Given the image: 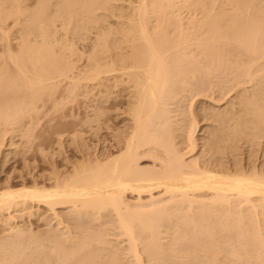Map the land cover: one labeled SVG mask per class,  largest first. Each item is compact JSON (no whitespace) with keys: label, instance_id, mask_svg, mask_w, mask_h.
Here are the masks:
<instances>
[{"label":"bare ground","instance_id":"1","mask_svg":"<svg viewBox=\"0 0 264 264\" xmlns=\"http://www.w3.org/2000/svg\"><path fill=\"white\" fill-rule=\"evenodd\" d=\"M13 1L15 3L13 4L14 10H12L9 13H4V11L2 10V7H5L4 10L7 7L3 5L5 4L3 0L0 2L3 5L2 6L0 4V30L1 29L3 30V27L6 26V25L2 26L4 21L6 22V20H8L7 18H5L6 14H7V17H10V15L16 14V16H18L17 18H19V15L17 14H21L23 12L28 13V10L29 9L32 10V8L33 10L32 11L30 10L31 13L25 16V17L28 16L27 19L26 18L24 19L23 17L24 13L21 14L22 18L25 21L21 19L20 20L23 21V24L25 22V24L23 27L21 26L20 21H19V24L21 26L19 27L23 28L22 32L24 31L23 34L26 33V35L22 34L24 37H22V35H19L23 39L21 37H18L22 39V42L19 40L22 44L18 42L21 45L19 46L18 44V47H20V49H17V51L13 52V50L11 51L10 49L11 46L10 47L8 46L10 44L8 45L6 44V47H9L10 49V50L8 48L6 49L7 52L8 50L10 51L7 54H10L8 56L9 58L11 57L10 58L11 60H13L11 61V62H14L12 64L16 65V66L14 65L15 68L13 67V71H11L8 67L9 66L8 64L7 70L8 69L9 70L7 71V73L8 74L12 73L10 75L15 76V78H18V80H20L21 82L15 78L14 80H12L13 78L9 77L10 75L5 74L6 70L4 69H6V64L5 62H3L2 66L0 65L1 66L0 68V93L1 91L2 93H4V94L1 93L2 96L4 95L2 98H4L6 95L10 96L11 94H13V93H10L12 90H14V93L19 94V91H18L19 90L18 87H19L24 92L20 90V95L17 94V97L18 96L21 97V95L27 94L26 95L27 97L24 96L23 98H21L20 102L27 103L28 100H30V103H31L32 101L33 102L35 101V97H36V100L37 98L40 99V97H42V95L45 94L44 91L48 90V86L54 87V89L52 87H49V89L50 88L52 89L48 90L50 91V93H53L54 92L53 90H55L54 84L57 83L58 81L55 79L57 82L54 81V84H53L51 82V79L53 80L54 78L57 77L58 79L63 78L65 80V78H69L71 76L70 71H73L72 69L76 68L75 67L76 64L75 62H73L72 64L71 62H67V60L69 61L71 58L70 57L67 59V57L69 56L73 57V54L68 55V56L65 54L67 57H65L64 54H63L64 56L61 55L60 52L62 51L59 49V47H61L62 49V45L57 46V44L58 45L60 44L57 37H56L57 39L55 40L56 42H54L55 44L52 41H50L51 38L49 39V37H52V36L48 37V33L50 34V32L53 31V29L52 30L50 29L51 26L48 23H51L53 20H56L54 18H57V16L56 17L51 16L54 13L51 15H48V13L51 12V10L50 11L47 10L48 8L47 6H49V3L51 4L52 1L51 0H35L34 2L36 1H38L37 3L40 2V4H38L39 6L34 7L35 4L34 5L29 4L30 8L28 7L29 5L26 3L28 0L27 1L25 0L26 2L24 3L19 2V0H13ZM103 1L112 2L113 0H103ZM141 1L143 3H141ZM141 1H140L141 6H139L140 4L138 5L139 6L138 8L140 9H137V11L140 12V15L138 16H141L140 17L141 19H139L138 17V21H137V23L139 22L138 23L139 25L136 24L137 26L134 27L135 24L133 23L134 22L133 20L135 19H132L133 22L131 21L129 23H132V25L134 24L133 27L132 25L129 26V23H128V26L123 25L122 28H119L118 33L119 35H121L120 37L116 36L118 33L115 35V37L113 34L112 37L114 38H112L111 36L105 35L108 30H109L108 32H110L111 34L113 32L115 33V31L117 32V28L116 30L113 29L115 30L113 32H111L112 30L110 27H109L110 29L106 28L107 30L105 29L102 32H100V35L98 36L101 37V34H103L102 35L103 38L96 36L97 37L96 39L98 38L99 39L97 40V42H95L96 41L95 39L93 44L95 43L98 44L99 41L101 40L99 44L101 45L102 43L101 45L102 47L101 46L99 47L98 45L97 47L101 48L99 50L102 52V54L103 53L104 54L102 56L100 55L99 57H97L99 53L101 52L99 53L96 52L98 48L95 49L96 44L93 45L95 47L94 49L96 50L95 51L93 49L94 53L96 52L98 53V55L94 54L93 55L94 57H92L93 64L90 63V61H87L90 63V65L89 63H87L89 65V68L88 67L83 68L85 71H83L82 69L83 72L82 71H81L82 73L80 72L81 76H83L82 78H84L85 75L87 76V77L85 76L86 78H84L86 81L88 80L91 81V79L93 81L99 80V84H100L101 83L100 80L102 78L103 79L113 78L115 81L114 83L113 82L112 83L114 84L115 87L116 86L119 87L120 84L121 85L123 84V86L124 84L125 85L129 84L130 86L135 88L133 91L134 100H133V103H131V105L133 104V107L130 106L132 109L128 110V111H131L130 114L132 115L131 119H133V125L131 126L132 129L130 130V132L128 129H127L128 131H126V135L127 134L129 135L127 137L124 135L126 138H124V141H123L124 144L122 143L123 144L122 150L119 153H116L117 155L113 154V156L111 157L108 156L107 159L103 158V160L99 159V160H96L95 162H94L95 159L91 157L90 158L92 159L93 162L89 161L90 159L89 157H86L87 162L83 161L86 159L85 157L81 161L77 160L75 165L73 161L72 165H74V167H72L73 168L72 171L68 172L66 169L67 173L66 171L62 172L64 170H62L61 168L60 170L62 171L60 170L56 172L51 171L54 173L48 174L47 175L48 181L46 179L45 182L44 181L42 182L41 180L38 181L36 180V178H34L35 181L32 182L31 185H28L29 182H26L27 180L25 181V179H22L24 180V182L22 183V181H20L23 185L19 188H16L17 186L16 182L10 179L6 182L3 181L5 182L4 184H2L3 182L2 183L0 182V223L5 225L4 227L7 226L6 230L9 231V235L13 239L12 240L11 238H9L8 235H6L8 237L5 236L6 239L9 238V241L5 240L4 238V244L8 242V244H6L7 246L4 245L5 248L7 247L6 250H4L3 248L4 246L3 247L0 246V249H2V251L5 252L3 255V252L0 250L2 252V254L0 252V264H128V263L129 264H161L160 261L163 258H165L163 256L164 255L166 256L167 253H169L168 255L171 254L170 257L173 258L174 255H179V256L187 255L188 256L189 254L199 253V252H202V251H199L202 249L204 250L203 253L205 252L204 255H207L206 256L207 259L205 262L206 264H229V262L232 261V260H229L231 258L235 262L237 261L235 264H239L238 260L236 259H239V261L241 260L240 264H246V263L259 264L260 262H261L260 264H264V255H262L264 253H259V251L264 252V246L262 247L261 245V243L262 244L264 243V240H263L264 237L262 238L264 234L262 233L264 231V172L262 171V169L260 170L261 167L259 168L256 165H254L257 168H259L260 171L257 169H254L256 167L252 169L249 168L250 169L249 170V169H246V167L244 168L243 166L240 169L238 168L235 169L234 168L235 166L233 167L234 169H229L228 168L229 166H225L227 167L226 169L225 167L224 168L220 167L224 165L220 164L219 166V164L217 163L216 164L218 168H211L210 167L211 165L209 166L210 163H208L209 167H207V164L205 165L206 167L204 165L202 167L198 164L200 163L198 162L199 161L198 158H197V161H196V158H194V160L185 159L186 157L184 156L185 154L181 152L180 150H178L179 148H176V145H175L176 141L174 140L175 137L171 136L172 134H170L171 132L170 130H172V126L168 127V125H170V123L172 125V122H173L171 120L172 117H169V116H172V115H169L171 113L170 111L172 110L171 109L172 107L170 108V104L173 106L174 103H176L181 98L180 97V95L182 94L181 91L183 92V88L186 89L185 86H183L185 85V82H187L189 79H191L193 82L194 79L197 77V75L199 77V74L195 75L194 73L199 70L198 69L197 71H194L199 66V64L202 62V58H200V55L198 54L199 52L201 55H203L202 57L204 59L206 57V60H203L204 63L202 62V67H201L202 69L206 61L207 62L205 65L209 67L211 66L215 67L216 64L214 63L216 62L219 65L221 63H222L221 65L227 63L224 66L229 67L230 66V65L228 66L229 64L228 62H230L229 60L233 59L234 61V59L237 57L236 62H239L238 59L240 58L239 60L242 63H244L245 61L244 59L247 58V60L245 61L247 63H245L242 66L243 68L244 67L246 68V71H245V68L244 69L239 68V72L241 71L240 73H242L241 76L246 74L245 77L242 76L244 79L240 78V80H243V81L246 80V77H250L248 79L250 81H253L251 80V78L254 79L258 75L256 72L262 73L264 71L263 68H260V67H264L263 66L264 64L263 62L264 60V13H263L264 6L263 7L260 6L262 8V12H261V8L259 9L258 6H255L257 5L255 1L257 2L258 0L253 1L255 5H253L252 2L250 3V0H230L232 2L227 0L229 4L228 3L226 4L227 1L224 0L225 3H223V5L224 4H226V6L228 5L226 8L222 4H219L220 2L221 3L224 2L223 0L222 1L216 0L219 5L217 4L215 0H198V2L197 1L195 2L193 0L195 3L191 0L192 1L191 4L193 5L198 3V8L195 7L197 10L201 6L203 7L206 4V2L208 3L209 1L211 4L209 3L210 5L208 4L207 6L205 5L204 8L210 6L208 7L210 11L208 8H207L208 11L207 9L204 11L203 8L201 7L202 9L201 10L199 9L200 11H198V13H200L202 10L204 12L207 11L204 14L205 16L202 14L204 12H201V19L194 16L195 18H193L192 20L193 23L191 21V23L195 26L194 28L192 27L189 28V26L187 28L186 26L184 30L182 28H179V26H181L179 25L178 28L184 30L185 32L182 31L183 32L182 33L181 30L179 31L182 34V35H180V33L178 34L181 36L179 39H178L179 36L176 35L175 33L174 35L176 36L177 39L175 37L174 39L173 38L174 35L170 34V33H174V31L172 32L171 31L172 29L171 30L169 29L171 32L169 31L170 33H168L167 28H170L172 24L174 23V21H172L173 18L176 17L177 18L176 20H178L180 15L182 14L181 13L182 11L178 10V9L181 10V7L179 6L180 7L179 8L176 6L178 5L177 4L178 2H175L174 0L176 5L174 3L173 6L174 7L176 6L178 8L177 11H179V13L181 14L179 15L176 14L175 13L176 11L174 10V7L172 6L173 11L175 12H171V14H174V15L176 14V16L175 17L173 16L171 20L172 23L171 22H169L170 24L168 23L170 26L169 27L167 26L166 20L168 19V21H170L169 19H171L170 17L171 15H168L170 18L167 17L165 18L166 20L163 19L164 22H161V18L164 17L165 12L167 11V10H164L161 6H164L166 1L164 0L165 1L164 2L162 0V2L164 3L162 4L161 0H151V1L149 0L151 3V7L160 6L159 10L158 9L156 10L155 8L152 10H156L158 12L160 11V13H162L161 11H163L164 13V14L162 13L163 15H160L158 13L160 15L159 17L161 18H159L156 14L152 16V17L156 16L155 20L157 21H154V24H156L155 22H158L157 24H159L160 27H161L160 24H163V23L164 25L167 26L166 28L162 27L164 29L162 28L160 29L159 26H157L156 24V25H153V27L155 26L160 30L158 29L153 30L149 28L151 26L150 24H149L150 26L146 24V22H148L147 21L148 17L151 16L150 15L151 13L149 15L147 13L148 7H150L148 4V0L147 1L141 0ZM8 2L9 0L6 3ZM96 2L97 0H65L64 3L62 2V6H61L59 5L61 4L59 3V0L57 1V3L55 0L54 3L56 4H53L52 2V5L60 6V7L58 6V8L55 7V10L57 9L55 12L56 13L58 12L59 14L57 19H59L61 16L65 19V16L68 18V16L70 15L73 16V15L79 14V11L81 8H84L86 10H91ZM111 2L110 4H112ZM184 2L186 1L184 0ZM248 2L249 4H247ZM188 3L190 2L188 1ZM199 3H200V7H199ZM11 4H12V1H11ZM21 4L22 5L25 4V5L22 6ZM147 4H148V7H147ZM251 4L257 9H259V10L256 9L259 13L256 10L252 11L251 14H248V10L247 12L245 11L246 9H249V7L250 8L252 7V9H249L250 11L255 9ZM52 5H51V8H52ZM171 5L170 6L168 5V7L166 5V7L169 8L168 10H170ZM215 5L220 7L218 11H216L217 9ZM25 6L28 8L27 10H25L26 9ZM104 6L102 5L101 7H104ZM229 6L230 8H228ZM15 7L17 8L15 9ZM101 7L99 8L101 9ZM107 7H109L108 4H106L105 8ZM166 7L164 8L166 9ZM214 8L215 10H212ZM104 9L102 8V10ZM145 11L148 16L146 15ZM85 12L87 13V11ZM154 13H157V12H154ZM66 14L67 15L70 14V15L67 16ZM102 14H106V13H102ZM166 14H168V12H166ZM101 15H97V20H95L96 18H94L95 21H93L92 19V21L94 22V23L92 22L93 26L95 22H98V20L99 21L104 20V19L101 20V18L104 17L103 15L101 17ZM143 15L145 17L147 16L146 21ZM16 16H14L12 19H14ZM98 16L100 17L99 19H98ZM185 16H183V18ZM190 16H193V15H190ZM74 18L76 19L75 21L77 22L79 17H74ZM89 18H87V20ZM196 18L199 21L198 20L195 21ZM184 19H186V17ZM67 20L66 21L64 20V21L69 22V19ZM180 20H181L180 22H182V19ZM16 21H17L16 22L17 25H19L18 19H16ZM57 21H54V22H57ZM71 21L72 19L70 20V22ZM196 22H199L200 25L197 24ZM46 23L48 24L46 26H49V31L51 30L50 32H48V28L45 26ZM52 23L51 25H53ZM62 23H63V20H62ZM71 23H72L71 24L72 26L70 24L63 23V26L65 25V28H67L65 30V28L63 27L64 31L67 32L68 28L73 29V27L76 26V25L73 26V24H76V23H73V22ZM68 25L69 27H66ZM187 25H191V24H187ZM198 25L200 26V28ZM81 26L83 25L80 24V27ZM14 27L17 28L15 24H14ZM186 29H189V30H186ZM197 29H200L199 31H200L201 36L199 35V37H195L197 36V34L195 35ZM84 30H86L87 32L88 29H84ZM1 31H0V34H1ZM36 32L37 33L39 32L40 36L43 37V38L42 37L39 38V34H38V38L42 39V41L40 40L41 42L40 41L36 42L37 44L34 42L37 39ZM53 32L56 34L57 30L55 32V29H54ZM5 33L7 32H4V33L2 32L4 36L7 35ZM33 33H35L36 35H33ZM28 34L32 36V37L30 36L31 37L30 39L28 38L29 36ZM54 35L53 37L55 38L56 35L55 36ZM57 36L59 37V35ZM34 37L35 39H33ZM29 41H31L32 43ZM33 42L35 45L33 44ZM122 43H125L124 45L126 44L127 45L121 46ZM55 46H57L59 50L56 51ZM71 46L69 45L67 46L66 44V47L63 46V49L71 48L72 50ZM194 46L196 47L197 51L199 50L198 52H196ZM191 47H193L192 49L193 51H190L191 49L189 50V48ZM127 48H131V50L127 52L126 51L128 50ZM187 49L189 50L190 53H188ZM18 50L20 52H18ZM71 50L70 51L68 50V51L72 53ZM194 50L197 53L198 57L197 55H194L195 53L192 54ZM66 51L67 50H65V52ZM56 52H59L61 57L58 56V53ZM63 53H64V50H63ZM62 56L65 58L64 60L67 59L66 62L63 61ZM242 57H244V59H242ZM90 60L92 59L90 58ZM208 60H211L212 62V63L210 62L211 66L207 65ZM259 60H262L263 63L260 62ZM7 61H8V58H7ZM233 61H231L230 64H232ZM241 62L239 63H235V61L233 62L235 64L234 65L232 64V66L233 67L237 66V68L234 67L235 70H238V67H240L242 64ZM103 63H105L106 65L105 64L103 65ZM239 64L240 66H238ZM257 64H258V67L256 68L257 69L259 68V69L256 70L255 68L256 70L255 71L253 66ZM259 64H260V67H259ZM73 65H74V68H73ZM219 65L217 66V68L216 67L215 68L213 67V68L221 70L223 66L220 68ZM232 66L228 68L230 69L229 70L230 72L231 70L235 71L233 70ZM209 67L204 68V70L205 69L210 70V71L205 70V72H211V69H212L213 70L212 73H213L214 69L212 67L211 68ZM201 68L199 71L202 70ZM223 68H224L223 70H225V67ZM87 69L89 70L87 71ZM3 71H4V75L2 73ZM242 71L246 73L243 74ZM15 72H17L18 76L15 75L16 74ZM73 72L71 73L73 74ZM85 72H87V74ZM190 73H192L193 78L195 76L196 77L192 79L189 76ZM76 74H79V73H76ZM205 74L207 75L208 73H205ZM5 75L9 77V79L11 78V80H9L6 77L7 82L3 83L4 81H6V79H4L5 77L4 78L2 77ZM74 75H72L73 77L71 76L72 78L70 77L71 78L70 80H72L71 82L76 81L75 79H77L78 78L77 76H79V75H76L75 77ZM253 75L255 76L253 77ZM208 76L210 75L208 74ZM241 76H237L238 78H236V80L239 79V77ZM260 76L262 77L263 74L261 75L259 74V76L256 77L258 78L260 82H257V79H256L255 81L257 84H255L256 85L255 87L262 88L263 90L260 89L259 91L260 92L263 91L262 94H264V88H263L264 86L259 87L260 85L261 86L264 85V82H263L264 76H263V79ZM187 77H190V78H187ZM234 77H236V75H234ZM82 78L77 79L78 83L76 81L74 85L73 83L72 85L74 87L78 86V84L80 85L82 80L85 81ZM260 78L262 81L260 80ZM1 80L2 81L4 80V81L1 82ZM15 80H17L18 85L16 84ZM61 80L62 79H60V81ZM67 80L69 81V82L67 81L68 87H69V83L71 84V82L69 79ZM191 80L188 82L190 83ZM48 81H50L49 82L51 83L50 85L48 84ZM103 81L105 82L106 79ZM11 82H13V86H14V82L18 86V87L16 85L14 86L15 89L17 88L16 90L12 86ZM180 82L184 84L182 85L180 84ZM192 82L190 84L194 85V83ZM259 83L260 85H258ZM102 84L104 85L105 83L102 82ZM110 84L108 85L110 86ZM108 85H105V86H107L108 88L109 87ZM177 85L179 87L180 85H182L183 88H181L182 87L181 86L180 87L181 89H179ZM186 85H188V83H186ZM130 86L128 87L127 85V88H132ZM186 87L188 90V88H190L191 86L190 87L186 86ZM80 88L82 89V87L77 88L78 91L81 90ZM4 89H9L10 94L8 95L7 94L8 90H4ZM26 89L30 90L33 95L32 94L30 95V91L29 93H27ZM77 89L75 90L77 91ZM178 89L181 90L180 93ZM253 89L255 88L253 87ZM25 90H26V93H25ZM67 90L70 91L71 89L68 88ZM108 90H106V92ZM48 91L46 92V94H50ZM82 92L83 91L81 90L80 93ZM253 93H257V90ZM67 94L70 95L69 93ZM103 95H105V97H103ZM248 95H249L248 97H251L250 96L251 94H248ZM253 95L252 97L256 96L258 98L259 95H260V98L261 96L264 97V95H261V94L258 95V93L254 96ZM28 96L29 98L30 96H32L31 98L33 99L32 100L29 99ZM12 97L11 96L5 97L4 99L5 101H8L9 98L13 99ZM20 97L15 98L14 96V99L18 101ZM71 97H72V92H71ZM109 97L107 94V99ZM24 98L26 99V101L23 102L22 99ZM102 98H106V94H102ZM176 98L177 99L179 98V99L176 100ZM255 98L253 99L254 102L252 101L249 102L250 106L248 105V107L246 108L247 109L246 115L248 113L250 114V112L252 114H255V116L257 114V116L254 118V120L256 121L254 122L256 123L260 122L262 124V125L260 124V126L259 125L255 126L258 129V126L259 127L264 126V103H263L264 98L263 99L262 98L255 99ZM14 99L11 101L9 100L8 102L9 103L11 102L10 104L14 103L15 102ZM107 99H105V101H107ZM246 100L247 99H243L241 101H246ZM249 100L250 98H248L247 102ZM5 101L1 102L0 100L1 103ZM20 102H18V104H20ZM247 102H245V106H247L248 104ZM251 102H252V105H251ZM32 103L31 105L28 103L29 105L27 104L26 106L25 104H23L25 108H22L23 105L21 104L19 106L17 105L19 109H22L19 112L21 113L23 112L24 114L26 113L28 116L29 115L28 112H30L32 110L31 108L33 107ZM5 104L6 105H4V103L1 104V106L3 105L2 106L3 108L0 106V108H2L0 109V121H2L1 123L5 124L6 122V124L8 123V125L10 124L13 125L15 121L16 123H18L20 118L18 117L19 119L18 120L15 117L19 114L18 111H16V113L12 112L13 114L11 113L9 114L8 112H11L10 110H8L10 108V104L8 106H7V102ZM35 105H36V101L34 103L33 109L36 107ZM27 106H28V109H30V111L25 112L26 110H28L26 109ZM249 107L250 108L253 107L254 109L249 110L250 109ZM14 108H12V111H14L13 110ZM95 109H98V108H95ZM34 110H32L31 112L33 113ZM252 110L254 112H252ZM21 113L19 114L20 117L21 115L23 116V113L22 114ZM32 113H31V119L33 116ZM227 113L230 114V112H227ZM98 114L101 115V113H98ZM224 114H225L224 116H226L227 118H224V117L223 118L227 120L228 118L232 119V116L236 113L235 112L232 113L233 115L232 116L230 115L231 117L230 116L228 117L225 112ZM237 115H234L236 117L233 116V119L240 117ZM215 116H218V113L217 115L215 113ZM242 117L243 116H241L238 119L239 120L242 119L243 120L242 122H245V123L248 122L247 117H246L247 119H245V117L243 119ZM258 117L260 118L257 119ZM169 120L172 122H170ZM230 121H225V122L229 123ZM222 122H224V120ZM232 122H234V120ZM240 122L241 120L240 121L237 120L236 122V119H235V123L233 124L235 127V130L237 128L236 124L239 125V127L242 129ZM2 124L0 127H2ZM225 125L227 124L225 123ZM225 125L219 129H222L223 127H225ZM194 126H195L194 128L192 126V129L189 130V139H192L193 135H195L194 132L197 130L196 127L198 126L196 125ZM228 129H226V131ZM262 129L264 130V127ZM174 130H175V127H173L172 131ZM223 131L219 130V133ZM242 131L239 130L238 133L240 132L242 133ZM230 132L235 133L233 131H230ZM230 132L227 131L226 133L231 134ZM259 132H256V133H259ZM216 133L218 134V137H216L217 135L213 137L220 139L218 129ZM260 133L264 135L263 134L264 131ZM2 134H4V131ZM213 134L215 133L213 132ZM254 135L256 136L255 133ZM254 135L252 136L254 137ZM225 136L227 137V134ZM230 137L231 135L227 137L226 139L225 138L224 139L227 140ZM215 139H214V142L219 146L220 143H217L218 141L216 142ZM0 140L2 139L0 138ZM209 140L210 139H206L207 142ZM212 140L213 139L211 138V142L214 143ZM230 140L232 139L230 138ZM193 141L194 140H192L193 144L191 145H194L197 142V140L195 142ZM207 142L206 143L204 142V144H207L206 147H208V144H209ZM219 142H221V139L219 140ZM211 144H210V148L213 149V147H211ZM216 144L215 145L212 144V145L215 147ZM231 144H232V141H231ZM197 146L198 145L196 143L195 146H192V147H194L195 149ZM217 149H216V152H217ZM107 155H109V153ZM105 157H106V153H105ZM145 157L154 158L152 162V165H153L152 167L150 164H148L149 168L148 166L147 168H145L146 164H145V167H141L142 164L139 165V161ZM95 158L97 159V157ZM4 159L6 158L4 157ZM216 164L214 165V163H212L214 167H216ZM236 167H239V166H236ZM42 208L43 209L45 208V210L47 211L48 214L46 216L43 214L44 212H42ZM61 208L67 209V210H63V212L65 211L66 212L62 213ZM19 211L21 212V214ZM46 211H45V214H46ZM24 216L29 217L28 218L29 220L32 218H36V217H38L39 219L41 218L40 220H42L43 218V221L46 220V224L48 223L49 225V228H47L48 230H45L47 231V233L46 234L44 233V236L48 234L46 237L49 238V241L47 240V238L44 239L45 237L43 238V240H41L40 239L42 237L41 235H39L41 237H39L38 235H36L37 237H35L34 234L32 235L36 239L38 238L37 241L40 239L42 242L41 243L39 241L38 243L40 244L35 242V244H38L36 246L41 249L36 250L33 247L31 248L34 249L33 251L34 253L43 252L44 253L43 255L44 258H42L43 260L39 259V256L34 255V253L32 252L33 249H30L31 254L29 252H26V250H29L26 248H29L33 244L32 243L29 246L27 244L28 240H26L28 239L27 237L32 233H30L26 237L25 235L28 234L29 232L25 233V228L22 226V224L17 225V222L15 223L17 219L18 220L19 218L22 219V217ZM13 222L16 225L13 224ZM253 222H257L255 223L257 227L253 224ZM2 224L0 226H2ZM251 226H255L256 229H253L255 227H252L253 229L252 230ZM109 234H112L110 235L112 236L111 239L106 237ZM32 236L30 235V237ZM1 237L2 239H0V241L3 240V236ZM24 237H26V239H24ZM14 238L15 239L20 238V240L24 239L23 245L25 243L24 241L26 240L27 242L25 246L27 245L28 247L26 246L25 248V246L23 247V245L22 246L19 245L22 242L18 239L19 240L18 241L19 243H18ZM249 239L253 240L256 243V244L254 243L255 244L254 246L256 248L254 246L251 247L250 243L253 241L250 242ZM29 240H32V238H29ZM46 240L48 241L47 243L49 245L47 246H49V249L47 248V246H45L46 244L43 245L44 244L43 241L45 242ZM33 241H29V242L31 243ZM248 241L250 242L249 244H248ZM1 243L3 244V241ZM39 245L42 247H39ZM225 245L227 246V249H228V246H231L230 247L231 250L227 252V249H225L226 248ZM259 245H261V247ZM248 246L249 248L250 247L252 248L251 249L252 251L251 250L248 251L249 250ZM238 248H241L243 252L242 250H239ZM245 249H248V250H245ZM258 249H261V250L256 251ZM225 251L228 254L224 253ZM202 254H198L200 255L201 259L205 258L203 257L204 255L202 256ZM225 254H227V257H229L227 260L229 261L228 263L227 261L225 263L220 261L221 259L220 256L225 257L226 259ZM195 255L194 256L192 255V257L194 258ZM198 255L196 256L198 257ZM34 256L36 258L38 257V259H36ZM40 256L42 257V255ZM187 256L186 258H188ZM29 257L32 259L34 258L33 262L30 261L32 259H30ZM182 257L185 258L184 256ZM189 257L191 256L189 255ZM172 258H170V262L168 263H172L171 261H174V258L173 260ZM179 258L177 257V259ZM183 258H180V259L183 260ZM243 258L245 259L250 258L249 259L250 262H248L247 261L248 259H247L246 260L247 262L243 263L242 262ZM251 258L253 259L251 260ZM37 260H40V261H37ZM168 260L169 259L167 256V261ZM179 260L178 262L181 263V260L180 261ZM254 260H256V263L254 262ZM202 261H205V259L200 260V262ZM163 262H164V259H163ZM182 263H184V261ZM196 263L198 264L199 262H196ZM205 263L202 262L199 264H205ZM232 263L234 262L232 261ZM173 264H175V261ZM176 264H177V261H176Z\"/></svg>","mask_w":264,"mask_h":264},{"label":"rangeland","instance_id":"2","mask_svg":"<svg viewBox=\"0 0 264 264\" xmlns=\"http://www.w3.org/2000/svg\"><path fill=\"white\" fill-rule=\"evenodd\" d=\"M2 1V0H1ZM0 1V2H1ZM4 2L6 1V0H3ZM8 1V0H7ZM6 1V2H7ZM11 1H12V4H11ZM27 1V0H26ZM25 0H19V2H22V3H24V2H26ZM35 0H28L26 3L29 5V4H35V6L34 7H38L39 5L38 4H40V2L39 3H37L38 1H36V2H34ZM52 2H53V4H56L57 3V1L58 0H56V3H54V1L55 0H51ZM50 1V2H51ZM64 3V1L65 0H59V3H61V4H59V5H61L62 6V2ZM101 1V2H100ZM140 1L141 0H113L112 2L111 1H107V2H109V3H107L106 1V3L103 1V0H97V2L95 3V5L92 7V9L91 10H86V9H84V8H81L80 9V11H79V14H77V15H73V16H71L70 14H68V15H70V16H68L67 14V16H68V18L65 16V19L63 18H59V19H57L58 18V16H59V14H58V12L56 13L55 11L57 10H55V7H57L58 8V6L57 5H52V2H51V4L49 3V6H47L48 8H50V9H48L47 8V10H51V12H49V11H47V12H49L48 13V15H51V14H53V15H51V16H53V17H56L57 16V18H54V19H56V20H53L51 23L53 24V25H51V23H48V24H50V29L52 30L53 29V31H54V29H55V32H56V30H57V32H56V34L53 32V31H49V26H46V25H48L47 23L45 24V26L48 28V32H50V34L48 33V37L49 36H52V37H49V39L51 38V40L50 41H52L53 43L54 42H56L55 40L58 38V41H59V45L57 44V46H61L62 45V49H61V47H59V49L62 51V52H60L61 53V55H72L73 54V57L72 56H69V57H67L66 55H65V57H67V59L68 58H70V60H72V61H68L67 59V62H71V64L73 63V62H75V67L76 68H74V65H73V68L74 69H72L73 71H70V74H71V76L72 75H74L75 77H76V75H79V76H77L78 78L77 79H80V78H82L83 76H81V74H80V72L82 71V69L83 68H86V67H88L89 68V65H90V63H92L93 64V58L92 57H94L93 55L94 54H96V55H98V53L99 52H101L99 49H101V48H98L97 47V45L100 47L101 45H102V43H101V45L99 44L100 43V41H99V43L97 44V43H95L96 44V48L93 46V45H95V44H93L94 43V41H95V39L97 38L96 36H98V35H100V32H102L103 30H105L106 28L107 29H110L111 28V32H113V31H115L116 30V28H117V32L115 31V33L113 32L112 34L110 33V32H108L107 31V33L109 34H105L106 36H113V34H114V37H115V35L118 33V30H119V28H122L123 27V25H125V26H128V23L129 22H131L132 21V19H137L136 21L135 20H133L132 22L135 24H133L134 25V27H136L137 25L136 24H138L137 23V21H138V17H139V19H141L140 17L141 16H138V15H140V12L139 11H137V9H140V8H138L139 6H141V3H143L142 1H141V3H140ZM147 1V0H146ZM151 1V0H150ZM150 1L148 0V4H149V6L151 7V3H150ZM164 1V0H163ZM166 1V2H165ZM164 2H165V5L164 6H161L164 10H167L166 12H168V14H166V12H165V14L163 13V11H161L163 14H164V17H159L160 15H163L162 13H160V11L158 12V11H156L157 9L159 10V8H160V6L159 7H148V4H147V7H148V15L150 14L151 16L150 17H148V20H147V13H146V11H145V13H146V17L143 15V17H145V21L147 20L148 22H146V24H150L152 27H153V25H156L158 22H155L156 24H154V21H157V20H155L156 18V16L155 17H152L153 15H157L159 18H161V22H164L163 21V19L164 20H166L165 18H170L171 17V19H169L170 21H168V19L166 20L167 21V26H169V22H171V20H172V18H173V16L175 17L176 16V14H183V12H184V14L186 15H184L183 14V16H185L186 17V19H184L183 18V16H182V14L180 15V17H179V19L178 20H176L177 18L175 17V18H173V20L172 21H174V23L172 24V26L170 27V28H167V31H168V33H170L171 31L173 32L174 31V33H170V34H172V35H174L175 33H176V35H178L179 33H180V35H182L181 34V32L183 31V32H185L184 30H185V27L187 26V28H188V26H189V28L190 27H192V28H194L195 26L192 24L193 23V18H195L194 16H196V17H198V18H200L201 19V12H204L208 7H210V6H208V7H206V8H204L205 7V5L207 6V4L208 5H210L211 3L208 1V3L206 2V4L202 7L203 8V10L200 12V13H198V11H200L202 8L200 7V3H199V9L197 10L196 8H198V3H196V4H191V2L193 1H191V0H188L190 3H188V1L187 0H185L186 2H184V0H175V2H178L177 4L178 5H176V3L174 2V0H165ZM170 1V2H169ZM195 2L197 1L198 2V0H194ZM193 1V2H194ZM216 1V0H215ZM218 1H222V0H218ZM224 1V0H223ZM225 1H227V0H225ZM225 1L224 2H220L219 4H222L223 5V3H225ZM230 1V0H229ZM254 0H250V3L252 2L253 3V5H255V3H257V5H255V6H258L259 7V9L261 8V7H263L264 6V0H258L257 2L255 1V3L253 2ZM5 2V4H3L4 6H6L7 8L4 10V8L5 7H2V10L4 11V13H9V12H11L12 10H14L13 8H14V5L13 4H15L14 3V1L13 0H9V2L8 3H6ZM103 2V3H102ZM110 2L113 4V6H112V4H110ZM161 2H162V0H161ZM173 2V3H172ZM184 2V3H183ZM194 2V3H195ZM217 2V1H216ZM230 2H232V1H230ZM3 3V2H2ZM10 3V4H9ZM36 3H37V5H36ZM83 3V2H82ZM99 3H100V5L102 6H106V4H108V6L109 7H107V8H105V6L104 7H101L100 5H99ZM169 3V4H168ZM172 5H171V4ZM174 3H175V5L177 6V7H181V10L180 9H178L176 6L174 7L173 5H174ZM181 3H182V5H181ZM210 3V4H209ZM214 3V2H213ZM228 3V1L226 2V4ZM1 4V3H0ZM6 4H8V5H6ZM140 4V5H139ZM162 4H164L163 2H162ZM180 4V5H179ZM216 4V3H215ZM217 4H218V2H217ZM218 4V5H219ZM226 4H224L223 6H225V8L228 6H226ZM229 4V3H228ZM231 4V3H230ZM233 4V3H232ZM247 4H249V2L247 3ZM2 5V4H1ZM2 5V6H3ZM13 5V6H12ZM22 5V4H21ZM25 4H23L22 6H24ZM51 5H52V8H51ZM139 5V6H138ZM166 5H167V7H168V5L170 6L171 5V7H170V10H168L169 8H167L166 7ZM201 5H203V4H201ZM252 5V4H251ZM251 5H249V6H251ZM252 5V6H253ZM10 6V7H9ZM172 6L174 7V10L176 11H173V9H172ZM211 6H213V5H211ZM216 6V11H218L219 10V6H217V5H215ZM248 6V5H247ZM247 6H246V8H247ZM261 6V7H260ZM26 7V6H25ZM29 8H30V5L28 6ZM60 7V6H59ZM95 7H96V9H95ZM99 7H101V9L99 8ZM164 7H166V9L164 8ZM179 7V8H180ZM196 7V8H195ZM222 7V6H221ZM254 7V6H253ZM9 8V9H8ZM17 7H15V9H16ZM24 8V7H23ZM22 8V9H23ZM54 8V9H53ZM99 8V9H98ZM102 8L104 9V10H102ZM150 8V9H149ZM156 9V10H152V9ZM228 8H230V6L228 7ZM245 8V7H244ZM243 8V9H244ZM255 9H253V10H249V9H252V7L250 8L249 7V9H244L246 12H247V10H248V14H251V12L252 11H254V10H256L257 8L256 7H254ZM10 10V11H8V10ZM25 9V8H24ZM23 9V10H24ZM28 8L26 7V9L25 10H27ZM53 9V10H52ZM94 9V10H93ZM177 9L179 10V11H182L181 13H179V11H177ZM209 9V8H208ZM208 9H207V11H208ZM259 9H257V10H259ZM264 9V8H263ZM31 9H29L28 10V13L27 12H23V13H21V14H23V17H24V19L26 18L27 19V17H25L26 15H28L29 13H31V11L33 10V8H32V10L30 11ZM34 10H35V8H34ZM84 10V11H83ZM152 10V11H151ZM212 10H215V8L214 9H212ZM256 10V11H257ZM7 11V12H6ZM85 11H87V13L85 12ZM91 11V12H90ZM96 11H97V13H96ZM157 12V13H154V12ZM169 11H170V13H169ZM206 11V12H207ZM209 11H210V9H209ZM215 11V12H216ZM264 11V10H263ZM171 12H175L176 14L174 15V14H171ZM206 12H204V13H202L203 15L206 13ZM212 12H214V11H212ZM250 12V13H249ZM258 12V11H257ZM256 12V13H257ZM261 12H262V8H261ZM260 12V13H261ZM81 13V14H80ZM102 13H106V14H102ZM152 13H154V14H152ZM160 15H159V14ZM259 13V12H258ZM264 13V12H263ZM21 14H17V15H19V18H17L18 16H16V14L15 15H10V17H7V14H6V17L5 18H7L8 20H6V22L4 21V23L2 24V26L4 25H6L5 27H3V30L1 31V34H0V65L2 66V63L3 62H5V64H6V69H4V70H6V75H10V74H12V73H10L11 71H13V67H14V65L12 64V63H14V62H11V61H13V60H11L10 58H9V56L8 55H10V54H7V53H9L10 51V49H11V51L13 50V52H15V51H17V49H20V47H18V44L19 43H21L22 42V37H24L23 35H26V33L25 34H23L24 33V31L22 32V30H23V28H20L21 26H23L24 27V24H25V22H24V24H23V21H25L23 18H22V16H21ZM58 14V15H57ZM86 14V15H85ZM90 14V15H89ZM104 16V17H102V15ZM247 14V13H246ZM255 14V13H254ZM86 17H84V16ZM89 15V16H88ZM93 15V16H92ZM97 15H101V20L102 19H104V20H102V21H99L98 20V22H95V24H94V26H93V21H95V20H97ZM167 15V16H166ZM168 15H171L170 17L168 16ZM178 15H177V17H178ZM190 15H193V16H190ZM202 15V16H203ZM8 16H9V14H8ZM14 16H16L15 18L16 19H18V24H19V21H20V24H21V26H20V24L19 25H17V21H16V19L14 18V19H12ZM21 16V17H20ZM64 16V15H63ZM88 16V17H87ZM91 16V17H90ZM95 16V17H94ZM182 16V17H181ZM205 16V15H204ZM71 17V18H70ZM73 17V18H72ZM74 17H79L78 18V20H77V22L75 21L76 19L74 18ZM90 17V18H89ZM69 19V22H65L67 19ZM82 18H83V20H85L86 22L88 21L89 22V24H88V22H87V24H86V22L85 21H83L82 20ZM87 18H89L88 20H87ZM94 18H96L95 20H94ZM100 17L98 16V19H99ZM159 18H157V19H159ZM23 20V21H21V20ZM72 19V21L71 22H73V23H76V24H73V26L74 25H76V26H74L73 27V29L72 28H68V30H67V32L66 31H64V28H65V25L63 26V23L65 24H72L71 22H70V20ZM92 19H93V21H92ZM180 19H182V22H180L181 20ZM184 19V20H183ZM203 19H205V18H203ZM13 20H15V21H13ZM58 20V21H57ZM62 20H63V23H62ZM65 20V21H64ZM74 20V21H73ZM90 20V21H89ZM198 19L196 18V20L195 21H197ZM14 23H13V22ZM27 21V20H26ZM54 21H57V22H54ZM68 21V20H67ZM80 21H82V22H80ZM160 21V20H159ZM165 21V22H166ZM191 21H192V23H191ZM199 21V20H198ZM22 22V23H21ZM80 22V23H79ZM85 22V23H84ZM93 22V23H92ZM136 22V23H135ZM161 22H159V23H161ZM201 22V21H200ZM54 23H56V24H54ZM62 23V24H61ZM77 23H79V24H77ZM83 23V24H82ZM124 23H126V24H124ZM169 23V24H168ZM172 23V22H171ZM181 23V24H180ZM197 24H199L200 25V23L199 22H196ZM14 24H15V26H17V28L16 27H14ZM44 24V23H43ZM80 24L81 25H83V26H81L80 27ZM86 24V25H85ZM119 24H120V26H119ZM187 24H191V25H187ZM78 25V26H77ZM85 25V26H84ZM89 27H88V26ZM92 25V26H91ZM132 25V23H129V26H131ZM133 25H132V27H133ZM139 25V24H138ZM149 25V26H150ZM161 25V27L159 26V24H157V26H159V28L161 29L162 27H167L166 25H164V23L163 24H160ZM164 25V26H163ZM179 25H181V26H179ZM196 25V24H195ZM198 25V26H199ZM13 26V27H12ZM20 26V27H19ZM72 26V25H71ZM87 26V27H86ZM119 26V27H118ZM124 26V27H125ZM148 26V27H149ZM149 27L150 29H158L157 27ZM177 26V27H176ZM178 26H179V28H182V29H184V30H182V29H179L178 28ZM197 26V25H196ZM64 27V28H63ZM66 27H69V25L68 26H66ZM78 27H80L81 29L82 28H84V29H88L87 30V32H86V30H84V29H82V31H81V29L80 28H78ZM110 27V28H109ZM20 30H19V29ZM78 28V29H77ZM199 28H200V26H199ZM6 31H5V30ZM62 29V30H61ZM67 28H65V30H66ZM74 29H75V31H74ZM102 29V30H101ZM106 29V30H107ZM113 29H115V30H113ZM160 29H158V30H160ZM162 29H164V28H162ZM171 31H170V30ZM175 29V30H174ZM178 30V32H177V30ZM18 30V31H17ZM181 30V32H179ZM186 30H189V29H186ZM200 29H197V31H196V33H195V35L197 34V36H195V37H199V35H200V31H199ZM21 31V32H20ZM63 31V32H62ZM152 31V30H151ZM150 31V32H151ZM165 31V30H164ZM170 31V32H169ZM194 31H195V29H194ZM199 31V32H198ZM2 32L4 33V32H7V33H5V34H7V35H3L2 34ZM19 32V33H18ZM80 32V33H79ZM182 32V33H183ZM18 33V34H17ZM21 33V34H20ZM56 35H54V34ZM99 33V34H98ZM103 33H105V32H103ZM23 34V35H22ZM32 34V33H31ZM36 34H37V39L34 41L35 43L36 42H39L40 40L42 41V39H39L40 37H42V36H40V34H39V32L37 33L36 32ZM35 33H33V35H36ZM38 34H39V38H38ZM111 34V35H110ZM19 35H22V37L21 36H19ZM29 36H28V38L30 39L32 36L30 35V34H28ZM53 35L55 36V38L53 37ZM57 35H59V37L57 36ZM72 35V36H71ZM103 34H101V37L103 38V36H102ZM180 35H178L177 37H178V39L181 37ZM31 36V37H30ZM117 37L119 36H121V35H119V33L116 35ZM201 36V35H200ZM7 37V38H6ZM18 37H21L22 39H20V38H18ZM36 37V36H35ZM35 37L33 38V39H35ZM57 37V38H56ZM61 37V38H60ZM69 37V38H68ZM98 37H100V36H98ZM100 37V38H101ZM114 37H112V38H114ZM116 37V38H117ZM176 38V36L174 35L173 36V38ZM3 38H5V39H3ZM43 38V37H42ZM174 38V39H175ZM25 39V38H24ZM39 39V40H38ZM67 39V40H66ZM99 39V38H98ZM98 39H96V41L95 42H97V40ZM111 39V38H110ZM177 39V38H176ZM21 42H20V41ZM62 40V41H61ZM63 40H64V42H63ZM103 40V39H102ZM33 41V40H32ZM40 41V42H41ZM57 41V42H58ZM62 43H61V42ZM68 41H70V42H68ZM194 41V40H193ZM19 42V43H18ZM29 42H31V41H29ZM34 42H33V44H34ZM65 42H66V44H67V46L69 45V46H71L72 47V50H71V48H65L66 47V44H65ZM32 43V42H31ZM69 43V44H68ZM70 43H71V45H70ZM6 44L8 45V44H10V45H8L9 47H10V49H9V47H6ZM22 44V43H21ZM37 44V43H36ZM55 44V43H54ZM63 44H65V45H63ZM125 43H122V45L121 46H123ZM35 45V44H34ZM127 45V44H126ZM126 45H124V46H126ZM19 46H21L20 44H19ZM57 46H55V50L57 51V50H59L58 48H57ZM63 46H65L64 48L65 49H63ZM102 47V46H101ZM9 49L8 50V52L6 51V49ZM16 48V49H15ZM97 49L98 48V50L96 51L95 49ZM194 48H195V50H196V47L194 46ZM15 49V50H14ZM96 51V52H98V53H94V50ZM128 50H126L127 52L129 51V50H131V48H127ZM191 49V50H190ZM193 49V47H191V48H189V50L190 51H193L192 50ZM63 50H64V53H63ZM65 50H67L66 52H65ZM71 50L72 51V53H70L69 51ZM93 50V51H92ZM189 50L187 49V51H188V53H190L189 52ZM195 50H194V52H192V54H194V55H197V53L196 52H198L197 50H196V52H195ZM18 52H20L19 50H18ZM56 53H58V56H60V54H59V52H56ZM70 53V54H69ZM14 54V53H13ZM13 54H11V55H13ZM17 54H19V53H17ZM16 54V55H17ZM104 54V53H103ZM102 54V52L101 53H99V55L97 56V57H99L100 55L102 56L103 55ZM199 55H200V58H202V62H203V60H206V57H205V59L202 57L203 55H201L200 54V52L198 53ZM63 55V56H64ZM62 56V59H63V61H65L66 62V60H64L65 58ZM61 57V56H60ZM196 57V56H195ZM197 57H198V55H197ZM196 57V58H197ZM236 57V56H235ZM235 57H233V58H235ZM7 58H8V61H7ZM89 58V59H88ZM90 58L92 59V60H90ZM199 58V59H200ZM237 58V57H236ZM236 58L234 59V61H235V63H239V62H241L239 59H238V61L239 62H236ZM10 59V60H9ZM74 59V60H73ZM208 59V58H207ZM242 59H244V57H242ZM241 59V60H242ZM6 60V61H5ZM245 61L247 60V58H245L244 59ZM11 63H10V62ZM87 61H90V63L89 62H87ZM92 61V62H91ZM230 62L231 61H233V59H231V60H229ZM233 61V62H234ZM244 61V63H240L241 64V66H240V64L238 65V66H240V67H238V70H235V68L234 67H236L237 68V66H232V64L234 65L235 63H233L232 62V64H230V62H228L229 64H228V66L230 65V66H232V68H233V70H235V71H232L231 70V72L229 71L230 69H228L229 67H227V66H224V65H226V64H223V65H219L217 62L216 63H214V64H216V68H217V66L219 65V67L221 68L222 66L223 67H225V70H223L224 68L222 67L221 68V70L219 71L218 69H214L212 66H211V60H208V63H207V65H210L213 69H214V72L212 73V69H211V72H205V70H204V68H208L209 66H206L205 64H206V62H205V64L203 65V69L201 68L202 67V62L199 64V68L197 67L194 71H197L198 69L200 70V68L203 70H201V71H197V72H194L195 73V75L196 74H199V77H198V75H197V77H198V79H197V77L195 78L196 79V81H195V79L193 78V75H192V73H190L189 74V76L192 78V79H194V81L192 82V80L191 79H189L188 81H190L191 80V82L192 83H194V85L192 86L187 80H185V81H187V82H185V85H183L182 84V82H180V84H182L183 86H185V88L186 89H184L183 88V86L182 85H180V87L181 88H183V92L181 91V90H179V89H181L178 85V87H179V89H178V91H179V93H180V91H181V95H180V99L178 100L177 98H176V100H178L176 103H174V105L172 106L171 104H170V108L172 109L169 113V115H172V116H169V117H172V121H170V122H172V125H171V123H170V125H168V127L169 126H172V130H173V127H175V130L174 131H172V130H170L171 132H170V134H172L171 136H173V137H175V145H176V148H179L178 150H180L181 152H183L185 155L184 156H186L185 157V159H187V160H194V158H196V161H197V158H198V162H200V163H198L200 166H202L203 167V165L205 166L206 164H207V167H209L210 165V167L211 168H218L217 167V164H219V166H220V164L221 165H224V166H220L221 168H224L225 166H229L228 168L229 169H236V168H238V169H240L242 166L245 168L246 167V169H249V168H254V167H261L260 168V170L262 169V171L264 172V135H262V133H260V132H263L264 130L262 129L263 127H259L260 126V122H258V123H256V122H254V121H256V120H254V118L257 116V114H256V116H255V114H252L251 112H250V114L248 113L247 115H246V113H247V107H248V105H249V102L250 101H252V102H254L253 101V99L256 97V96H254V95H256L257 93H258V95L259 94H261V95H264V94H262V88H258V87H255L256 85L255 84H257L256 83V79H257V82H260L259 80H258V78H256V77H258L259 76V74L261 75V74H263V76H264V71L261 73V72H256L257 74H255V75H257L254 79L253 78H251V80H253V81H250L248 78H250V77H246V80L245 81H243V80H240V78H243V77H245V75H242L241 76V74L242 73H240L239 72V68H243L242 66L245 64V63H247V62H245ZM260 62H262V60H259ZM258 61V62H259ZM7 62V63H6ZM211 62V63H210ZM215 62V61H214ZM263 62H264V60H263ZM262 62V63H263ZM87 63H89V65L87 64ZM204 63V62H203ZM224 63V62H223ZM9 64V69L11 70L9 73L10 74H8L7 73V71L9 70H7V65ZM92 64H91V66H92ZM105 63H103V65H104ZM218 64V65H217ZM106 65V64H105ZM213 65V64H212ZM237 65V64H236ZM247 65V64H246ZM1 66H0V68H1ZM16 66V65H15ZM91 66H90V68H91ZM206 66V67H205ZM248 66V65H247ZM263 66H264V64H263ZM4 67V66H3ZM11 67V68H10ZM211 67H209V68H211ZM254 67V70H255V68L256 67H258V64L257 65H254L253 66ZM259 67H260V64H259ZM5 68V67H4ZM15 68V67H14ZM245 68V67H244ZM243 68V69H244ZM260 68H263L264 69V67H260ZM3 69V68H2ZM259 69V68H258ZM257 68H256V70H258ZM89 69H87V71H88ZM207 70H209V69H207ZM206 70V71H207ZM255 70V71H256ZM261 70V69H260ZM2 71V70H1ZM14 71H15V69H14ZM17 71V70H16ZM83 71H85L84 69H83ZM82 71V72H83ZM210 71V70H209ZM217 71V72H216ZM219 71V72H218ZM225 71V72H224ZM236 71H238V72H236ZM245 71H246V68H245ZM262 71V70H261ZM71 72H73V74L71 73ZM81 72V73H82ZM205 72V73H208L210 76H208V74L206 75L205 73L203 74V73ZM234 72H236V73H234ZM243 72V74L244 73H246V72H244V71H242ZM3 73V75H4V71L2 72ZM16 74L15 75H17V72H15ZM76 73H79V74H76ZM86 74H87V72H85ZM215 73V74H214ZM219 73V74H218ZM255 73V72H254ZM84 74V73H83ZM82 74V75H83ZM218 74V75H217ZM226 74V75H225ZM227 74H228V76H227ZM239 74V75H238ZM3 76L2 78H4V79H6V77L7 76ZM85 75V74H84ZM202 75V76H201ZM206 75V76H205ZM214 75V76H213ZM234 75H236V77H234ZM255 75H253V77L255 76ZM18 76V75H17ZM70 76V77H71ZM81 76V77H80ZM86 76V75H85ZM84 76V78H86ZM208 76V77H207ZM227 76V77H226ZM237 76H241V77H239V79H237L236 80V78H238ZM263 76L261 77L262 79H263ZM9 77H11V78H13L12 80H14V78H15V76H9ZM9 77H7L8 79H9ZM65 78V80L63 79V78H54L53 80L51 79V82L54 84V81L55 82H57V83H55L54 85H55V90H53L54 92L53 93H50V91H48V90H50V89H54V87L53 86H48V92L51 94H46V92L47 91H44L45 92V94H41L42 95V97H40V99H38L37 98V100H36V97H35V101H36V107L33 109V107H34V103H35V101L32 103L33 104V107L31 108L32 110H34V112L32 113L31 111H30V109H28V106L26 107V109H28V110H26L25 112H28V111H30V112H28L29 113V115L27 116V114L25 113H23V116L21 115V117H20V113L21 112H19V111H21L22 109H19V105L21 104V105H23V104H25V106L29 103L30 105H31V103H30V100H28V98H29V96H28V98H27V100H28V102L26 103H22V102H20L21 101V98H23L24 96L25 97H27L26 95L27 94H25V95H21V97L20 96H18V97H20L19 98V100L17 101V100H15L14 99V96H15V98H18L17 97V94L18 93H14V90H12L10 93H13V94H11L10 96L14 99V101H12V102H14V103H12V104H10L8 101L10 100H13V99H8V98H6V99H8V101H5V97H10V96H5L4 98H2L3 96H2V94H4V93H2V91H1V96H0V98H2V99H0L1 100V102L2 101H5V102H3L4 103V105H6L5 103L7 102V106L10 104V108L8 109V110H10L11 112H8L9 114L11 113V114H13L12 112H15L16 113V111H18V115L17 116H15L17 119H18V117L20 118V120L18 121V123H16V121H15V125L13 124V125H8V123L6 124V122H5V124H2L1 122L2 121H0V126H1V124H2V127H0V136H2V137H0L2 140H0V182L2 183L3 181H8L9 179L10 180H12V181H14V182H16V184H17V186H16V188H19V187H21L23 184V182H24V180H22V179H25V181L26 182H29L28 183V185H31L32 184V182H34L35 181V179L34 178H36V180H41L42 182L44 181H46V179H47V175L48 174H50V173H54V172H56V171H59L60 170V168L62 169V170H64V171H62V170H60V171H62V172H65L66 171V169H67V171L69 172V171H72V167H74V165H75V163H76V161L78 160H83V158L85 157H91V158H94L95 160H94V162L96 161V160H99V159H101V160H103V158H105V159H107V157L109 156V157H111V156H113V154L115 155L116 153H119L121 150H122V147H123V144H124V138H126L129 134H127L126 135V131H128L129 130V132H130V130L132 129L131 128V126L133 125V119H131L132 117V115L130 114L131 113V111H128L129 109L131 110L132 108L130 107V106H132L133 107V104L131 105V103H133V100H134V96H133V91H134V87H132V86H130L129 84H124V86H123V84L120 86L119 85V87L118 86H114V79L112 80V79H110V78H102L101 80H100V84H99V80H92L91 79V81L90 80H88V81H86L84 78H82V79H84L85 81H83L82 80V82H81V86L78 84V86H76V87H74L73 85H74V83L77 81V79H75L76 81H73V82H71L72 80H70L71 78ZM80 77V78H79ZM190 77H187V78H190ZM11 78L9 79V80H11ZM186 78V79H187ZM235 78V79H234ZM261 78H260V80H261ZM15 79H17L18 80V78H15ZM19 79H20V77H19ZM57 81H56V80ZM60 79H62L61 81H60ZM67 79H69L70 80V82H71V84L69 83V87H68V80ZM74 79V78H73ZM88 79V78H87ZM106 79V81L104 82L103 80H105ZM244 79V78H243ZM17 80H15L16 81V84L18 85V82H17ZM22 80V79H21ZM108 80V81H107ZM110 80V81H109ZM112 80V81H111ZM4 81V80H3ZM2 80H1V82H3ZM18 81H20V80H18ZM68 81V82H67ZM239 81V82H238ZM243 81V82H242ZM262 81V80H261ZM5 82H7V79H6V81H4L3 83H5ZM21 82V81H20ZM50 81H48V84L50 85L51 83H49ZM84 82V83H83ZM99 84H97V83ZM102 82L103 83H105L104 85L102 84ZM113 82V83H112ZM263 82H264V80H263ZM12 83V86H13V82H11ZM72 83H73V85H72ZM77 83H78V81H77ZM95 83V84H94ZM110 84V83H112V84H110V86L111 85H113V86H109L108 84ZM117 83V82H116ZM186 83H188V85H186ZM15 84V82H14V86L16 85ZM52 84V85H53ZM58 84V85H57ZM84 84V85H83ZM190 84V85H189ZM262 84V83H261ZM16 85V86H17ZM57 85V86H56ZM70 85H71V87H70ZM101 85V86H100ZM105 85H108L109 87L107 88V86H105ZM127 85H128V87L130 86V87H132V88H127ZM258 85H260V83L258 84ZM13 86V87H14ZM72 86H73V88H72ZM186 86H191L190 88H188V90H187V87ZM264 85H260L259 87H263ZM12 87V88H13ZM18 87V86H17ZM49 87H52V88H50L49 89ZM69 89H71L70 91L69 90H67L68 88ZM79 87H82V93H80L81 92V90L80 91H78V89L77 88H79ZM124 87V88H123ZM253 87L257 90V93H253V92H255L256 90L255 89H253ZM106 88V89H105ZM121 88H123V89H121ZM127 88V89H126ZM258 88V89H257ZM264 88V87H263ZM14 89H15V87H14ZM17 89V88H16ZM15 89V90H16ZM18 91H19V94L18 95H20V88L18 87ZM75 89H77V91H78V93H77V91H76V93H75V91L74 90ZM104 89H105V91H104ZM109 89V90H108ZM132 89V90H131ZM260 89H262L261 91L262 92H260L259 90ZM4 90H8V92H7V94L9 95L10 93H9V89H4ZM11 90V89H10ZM27 90V89H26ZM26 90H25V93H26ZM106 90H108L107 92H106ZM248 90V91H247ZM21 91H23V90H21ZM29 91L30 90H27V93H29ZM68 91V92H67ZM113 91V92H112ZM131 91V92H130ZM252 91V92H251ZM260 93H259V92ZM16 92V91H15ZM24 92V91H23ZM52 92V91H51ZM71 92H72V97H71ZM74 92V93H73ZM110 94H112V95H110ZM248 92V93H247ZM5 93H6V91H5ZM34 93V92H33ZM67 93H69L70 95H68ZM131 93H132V95H131ZM254 95H253V94ZM16 94V95H15ZM22 94V93H21ZM32 93H31V91H30V95H31ZM76 94V95H75ZM80 94V95H79ZM82 94V95H81ZM102 94H106V98H102ZM107 94H108V97L109 96H111V97H109L108 99H107ZM248 94H251L250 96L251 97H248L249 95ZM29 95V94H28ZM33 95V94H32ZM73 95H75V96H73ZM131 95V96H130ZM252 95L254 96V97H252ZM257 95V96H258ZM40 96V95H39ZM39 96H37V97H39ZM68 96H70V97H68ZM76 96H78V97H76ZM247 96V97H246ZM32 96H30V98L29 99H33V98H31ZM103 97H105V95H103ZM178 97V96H177ZM248 98H250V100L247 102V100H248ZM252 98V99H251ZM257 98V97H256ZM255 98V99H256ZM260 98V95H259V97L257 98V99H259ZM261 98L263 99L264 97H262L261 96ZM260 98V99H261ZM103 99H104V101H103ZM105 99H107V101H105ZM132 99V100H131ZM243 99H247L246 101H241V100H243ZM109 100V101H108ZM132 102H131V101ZM240 100V101H239ZM264 100V99H263ZM22 101L24 102V101H26V99L24 98V99H22ZM101 101V102H100ZM0 102V106H1V104H3V103H1ZM18 102H20V104H18ZM240 102H244L243 104L242 103H240ZM245 102H247L246 104H247V106H245ZM252 102H251V105H252ZM9 103V104H8ZM264 103V102H263ZM28 104V105H29ZM254 104V103H253ZM18 105V106H17ZM3 106V105H2ZM1 106V107H2ZM17 106V107H16ZM250 106V105H249ZM254 106V105H253ZM14 107H16V108H14ZM21 107V106H20ZM255 107V106H254ZM3 108V107H2ZM2 108H0V109H2ZM12 108H14L13 110L14 111H12ZM19 110H18V109ZM22 108H25L24 107V105H23V107ZM95 108H98V109H95ZM170 108H169V110H170ZM250 108V107H249ZM248 108V109H249ZM15 109H17V110H15ZM94 109V110H93ZM251 109H254L253 107L252 108H250L249 110H251ZM23 110H25V109H23ZM228 110V111H227ZM238 111V112H237ZM97 112V113H96ZM224 112L227 114V116L229 117L230 115L232 116L233 114L232 113H236V114H234V115H237V116H243L242 118L244 119V117H245V119H247L248 120V122H242L243 120L242 119H240L241 120V122H242V124H241V122H240V125L242 126V129L239 127V125H237L236 124V126H237V128H239V129H237L236 128V130H235V127H234V123H235V119H236V122H237V120L238 121H240L238 118H240V117H238V118H235V119H233V116H232V119L234 120V122H232L233 120L231 119V118H228V119H230V120H232V121H230V120H226V119H224V118H227L226 116H224L225 114H224ZM227 112H230V114L229 113H227ZM249 112V111H248ZM252 112H254L253 110H252ZM21 113V114H22ZM31 113H32V115L34 116H32V119H31ZM96 113V114H95ZM98 113H101V115L100 114H98ZM103 113V114H102ZM215 113H216V115H217V113H218V116H215ZM257 113V112H256ZM207 114H208V116H207ZM211 114V115H210ZM214 114V115H213ZM220 114V115H219ZM222 114H223V116H222ZM229 114V115H228ZM104 115V116H103ZM213 115V116H212ZM245 115V116H244ZM92 116H94V117H92ZM95 116H97V117H99V118H97V117H95ZM108 116V117H107ZM196 116V117H195ZM230 116V117H231ZM261 116V115H260ZM24 117V118H23ZM211 117V118H210ZM222 117V118H221ZM224 117V118H223ZM234 117H236V116H234ZM247 117V118H246ZM262 117V116H261ZM15 118V119H16ZM22 118V119H21ZM93 118V119H92ZM95 118H97V119H95ZM103 118V119H102ZM195 118V119H194ZM260 117H258L257 119H259ZM14 119V120H15ZM16 119V120H17ZM170 119V118H169ZM224 120V122L225 121H230L229 123H227V122H225L227 125H225V123L224 122H222V121ZM103 121V122H102ZM245 121V120H244ZM259 121V120H258ZM222 122V123H221ZM4 123V122H3ZM10 123H11V121H10ZM224 123V124H223ZM255 123H256V125H255ZM223 124V125H222ZM194 125H196V126H198V127H196V131L194 132L195 133V135H193V137H192V139H189V130L190 129H192V126H193V128L195 127ZM225 125V127H223L222 129H219V128H221L222 126H224ZM257 125H259L258 126V129H259V131H258V129L255 127V126H257ZM262 125V124H261ZM130 126V127H129ZM130 128V129H129ZM230 130H229V129ZM6 129H7V131H6ZM128 129V130H127ZM217 129H218V133H219V130H221V131H223V132H225V133H223V132H220L219 133V137H220V139H221V142H219V140L220 139H218V138H216V137H218V134L216 133L217 132ZM226 129H228L227 131H233V132H235V133H232V132H230L231 134H229V133H226L227 131H226ZM28 130V131H27ZM239 130L240 131H242V130H244V131H242V133L240 132V133H238L239 132ZM3 131H4V134H2L3 133ZM6 131V132H5ZM216 131V132H215ZM237 131V132H236ZM27 132H29V133H27ZM128 132V133H129ZM213 132L215 133V134H213ZM256 132H259V133H256ZM193 133V134H194ZM254 133L256 134V136L254 135ZM2 134V135H1ZM227 134V137H229L230 135H231V139L232 140H230V138H228L227 140H225L227 137L225 136ZM264 134V133H263ZM126 137H125V136ZM215 135H217L216 137H213V136H215ZM220 135H222V136H220ZM252 135H254V137L252 136ZM191 137V136H190ZM226 137V138H225ZM193 138H195V139H193ZM211 138L213 139L212 141L214 142V139L216 140V142L217 143H220L219 144V146L214 142V143H212L211 142ZM225 138V139H224ZM206 139H210L208 142L206 141ZM192 140H194L193 142H195L196 140H197V147L194 149V147H192V146H195V144L194 145H191V144H193L192 143ZM231 141H232V144H231ZM13 144H12V143ZM204 142L206 143H209L208 144V147H206L207 146V144H204ZM229 142V143H228ZM123 143V144H122ZM213 145H215L216 144V146L218 147V149H217V147L215 146H213ZM122 144V145H121ZM210 144H211V147H213V149L212 148H210ZM119 146H121V147H119ZM118 149H117V148ZM121 148V149H120ZM211 149V150H210ZM216 149H217V152H216ZM14 150V151H13ZM14 152V153H13ZM187 154H186V153ZM105 153H106V157H105ZM109 153V155H107ZM83 155V156H82ZM104 155V156H103ZM117 155V154H116ZM3 156V157H2ZM79 156V157H78ZM103 156V157H102ZM4 157L7 159H4ZM95 157H97V159L95 158ZM99 157H101V158H99ZM80 158V159H79ZM88 158V159H89ZM89 159V161L90 162H93L92 161V159ZM71 161H70V160ZM104 159V160H105ZM87 160V158L85 159V160H83V161H86ZM143 160V161H142ZM142 160H140L139 161V165H141V167H145V164H146V167L145 168H147V166H148V168H149V165L148 164H150L151 165V167L153 166L152 165V162H153V160H154V158L153 157H150V158H147V157H145V158H142ZM67 161V162H66ZM74 161V162H73ZM72 162L74 163V165H72ZM87 162V161H86ZM71 163V164H70ZM208 163H210L209 164V166H208ZM212 163H214V165L216 164V167H214V165H212ZM69 164V165H68ZM154 164V163H153ZM202 164V165H201ZM228 164V165H227ZM243 164V165H242ZM144 165V166H143ZM253 165V166H252ZM254 165H256V166H254ZM59 166V167H58ZM230 166H232V167H230ZM235 166V167H234ZM236 166H239V167H236ZM250 166H252V167H250ZM54 167V168H53ZM57 167V168H56ZM206 167V166H205ZM234 167V168H233ZM254 168V169H257V170H259V168ZM263 167V168H262ZM226 169H227V167H225ZM54 169V170H53ZM58 169V170H57ZM250 170V169H249ZM259 170V171H260ZM51 171H54V172H51ZM67 171H66V173H67ZM46 177V178H45ZM45 179V180H44ZM20 181H22V183L20 182ZM47 181H48V179H47ZM5 182H3L2 184H4ZM31 182V183H30ZM20 183V184H19ZM15 184V185H16ZM19 185V186H18ZM60 210V209H59ZM61 210H62V213H65V212H63V210H67V209H63V208H61ZM22 211H24V210H22ZM45 208L43 209L42 208V212H44L43 214L46 216L48 213H47V211H46V214H45ZM20 212V211H19ZM61 212V211H60ZM16 213H18V212H16ZM20 214H21V212H20ZM43 215V216H44ZM29 217H26V216H24V217H22V219H20L19 218V220L17 219L16 221H15V223L17 222V225L19 224H22V226L25 228V233H28V234H26L25 236L27 237V235H29L30 233H32V234H30L31 236L34 234L35 235V237H37L36 235H41V236H39V237H41L40 239L41 240H43V238L44 239H46L47 237V235L46 236H44V233L46 234L47 233V231H45V230H48L47 228H49V225H48V223L46 224V220L45 221H43V218H42V220H40L38 217H36V218H32V219H28ZM14 222H13V224H15ZM255 223H257V222H253V224L256 226V224ZM2 223H0V225H1ZM252 224V225H253ZM16 225V224H15ZM5 225H3L2 224V226H0V239H2V237L1 236H3V244L1 243L2 241H0V246H4V245H6V244H8V242H6V244H4V238H5V240H8L9 241V238H11L12 239V237L9 235V231L8 230H6V228H7V226L6 227H4ZM48 226V227H47ZM255 226H251V229H252V227H255ZM257 227V226H256ZM256 227L255 228H253V229H256ZM252 229V230H253ZM27 231V232H26ZM8 232V233H7ZM7 233V234H6ZM262 233H264V231L262 232ZM6 235H8L9 236V238H7L6 239V237H8V236H6ZM30 235L27 237L28 239H26V237H24V239H26V240H28V242L29 241H33V242H27L26 240L24 241L25 243H24V245H23V240H20V238H14L17 242L20 240L22 243H20L19 245H23V247L25 246V244H26V242H27V244L30 246V244H32L29 248H26V246H25V248L26 249H29V250H26V252H31V250L30 249H36V250H39V249H41V248H38L36 245H38V244H40V243H38L39 241L41 242V240L39 239L38 241H37V239L34 237V236H32V237H30ZM110 235H112V234H109V235H107L106 237H108L109 239H111L112 238V236H110ZM6 236V237H5ZM49 237V236H48ZM264 237V234H263V236H262V238ZM29 238H32V240H29ZM34 238V239H33ZM10 239V240H11ZM19 239V240H18ZM13 240V239H12ZM11 240V241H12ZM36 240V241H35ZM47 240L49 241V238H47ZM43 241V245H45V246H47V245H49L47 242L48 241ZM233 240H235V239H233ZM260 240V239H259ZM264 240V239H263ZM15 241V242H16ZM249 241L251 242V241H253V240H251V239H249ZM248 241V244L250 243ZM258 241V240H257ZM256 241V242H257ZM35 242H37L38 244H35ZM262 242V241H261ZM19 243V242H18ZM42 243V242H41ZM50 243V242H49ZM255 242L253 241V242H251L250 244H251V247L252 246H254L255 244H254ZM192 244V243H191ZM264 244V243H263ZM262 243H261V245H262V247L264 246ZM35 247H37V248H35ZM190 245V244H189ZM261 245H259L260 247H261ZM7 246V245H6ZM226 246V245H225ZM259 246H257V247H259ZM28 247V246H27ZM31 247H33V248H31ZM39 247H42V246H40L39 245ZM231 246H228V249H227V246H226V248L225 249H227V252L228 251H230L231 250V248H230ZM249 248V246H248V248H249V250L248 249H245V250H248V251H250L252 248ZM255 247V246H254ZM4 248V250H6V248H5V246L3 247ZM47 248L49 249V246H47ZM235 248V247H234ZM256 248V247H255ZM34 249L32 250V252L34 251ZM239 250H242L241 248H238ZM262 249V248H261ZM261 249H258V250H256V251H259V250H261ZM1 251H2V249H0ZM35 250V251H36ZM254 250V249H253ZM0 251V252H1ZM199 251H202V252H199ZM199 251H197V252H199V253H195L196 255H198V254H202L203 253V249L202 250H199ZM252 251V250H251ZM3 252V255H4V251H2ZM2 252H1V254H2ZM226 251L224 252V253H227ZM242 252H243V250H242ZM34 253V252H33ZM36 253V252H35ZM34 253V255H36V256H39V259H42V258H44L43 257V255H44V253L43 252H37L36 254ZM41 253H43V254H41ZM259 253H264V252H260L259 251ZM31 254V253H30ZM37 254H39V255H37ZM169 253H167V255L165 256H163V257H165V258H163L164 259V262H163V259L160 261V263L161 264H173L174 263V261H175V264H176V261H177V264H179L180 262H178V260L180 259V258H183L182 256H184L185 258H183V260L182 259H180L181 260V263L180 264H197L196 262H199V263H202V262H206V259H207V255H204L205 254V252L202 254V256L203 257H205V258H203V259H201L200 258V255H198V257L195 255V254H189L191 257H189V255L187 256L188 258H186V256L185 255H182V256H179V255H172L173 256V258H174V261H171L172 263H168V262H170V258H172V257H170L171 256V254L170 255H168ZM228 254V253H227ZM227 254H225L226 255V259H225V257H222V256H220L221 257V259H220V261H222V262H226L227 260H228V258L229 257H227ZM40 255H42V257L40 256ZM192 255L194 256L195 255V259L192 257ZM262 255H264V254H262ZM167 256H168V261H167ZM201 256V257H202ZM35 257V256H34ZM177 257L179 258V259H177ZM30 258V257H29ZM36 258V257H35ZM173 258H172V260H173ZM176 258V259H175ZM191 258V259H190ZM193 258V259H192ZM30 259H32V258H30ZM30 259H28V260H30ZM36 259H38V257L36 258ZM185 259H187V260H185ZM205 259V261H202V262H200V260H204ZM243 259H245V258H243ZM242 259V262L244 263H246L247 261L248 262H250L249 261V259L250 258H246L245 260H243ZM248 259V260H247ZM253 258H251V260H252ZM28 260H27V262H28ZM33 260H34V258L32 259V260H30L31 262H33ZM43 260V259H42ZM41 260V261H42ZM179 260V261H180ZM191 261V262H189V261ZM229 260H232L234 263H232V261L231 262H229V261H227V263L229 262V264L230 263H232V264H235L236 262L231 258V259H229ZM236 260H238V263L240 264V261H239V259H236ZM247 260V261H246ZM36 261V260H35ZM37 261H40V260H37ZM184 261V263H182ZM186 261V262H185ZM193 261V262H192ZM196 261V262H195ZM219 261V260H218ZM195 262V263H194ZM241 262V263H242ZM251 262H253V261H251ZM254 262L256 263V260H254ZM198 263V264H199ZM259 263V262H258ZM261 263V262H260ZM259 263V264H260ZM129 264V263H128ZM206 264V263H205ZM246 264H248V263H246ZM251 264V263H250ZM252 264H254V263H252ZM257 264V263H256Z\"/></svg>","mask_w":264,"mask_h":264}]
</instances>
